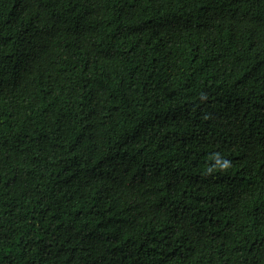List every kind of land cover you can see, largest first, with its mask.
Masks as SVG:
<instances>
[{
    "label": "trees",
    "instance_id": "1",
    "mask_svg": "<svg viewBox=\"0 0 264 264\" xmlns=\"http://www.w3.org/2000/svg\"><path fill=\"white\" fill-rule=\"evenodd\" d=\"M0 264H264V0H0Z\"/></svg>",
    "mask_w": 264,
    "mask_h": 264
},
{
    "label": "clouds",
    "instance_id": "2",
    "mask_svg": "<svg viewBox=\"0 0 264 264\" xmlns=\"http://www.w3.org/2000/svg\"><path fill=\"white\" fill-rule=\"evenodd\" d=\"M231 161L228 159H223L221 163H219L218 167L222 170H227L230 167Z\"/></svg>",
    "mask_w": 264,
    "mask_h": 264
}]
</instances>
